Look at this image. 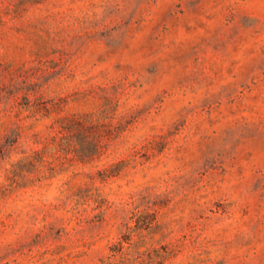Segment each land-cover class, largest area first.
I'll use <instances>...</instances> for the list:
<instances>
[{
    "label": "rangeland",
    "instance_id": "374dc122",
    "mask_svg": "<svg viewBox=\"0 0 264 264\" xmlns=\"http://www.w3.org/2000/svg\"><path fill=\"white\" fill-rule=\"evenodd\" d=\"M0 264H264V0H0Z\"/></svg>",
    "mask_w": 264,
    "mask_h": 264
}]
</instances>
